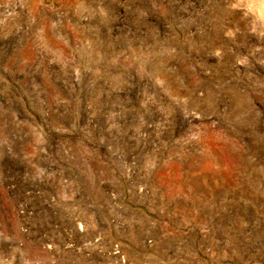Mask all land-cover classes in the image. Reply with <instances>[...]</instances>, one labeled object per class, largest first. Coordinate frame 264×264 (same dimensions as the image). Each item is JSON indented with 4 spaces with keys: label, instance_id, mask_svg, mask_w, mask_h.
<instances>
[{
    "label": "rangeland",
    "instance_id": "1",
    "mask_svg": "<svg viewBox=\"0 0 264 264\" xmlns=\"http://www.w3.org/2000/svg\"><path fill=\"white\" fill-rule=\"evenodd\" d=\"M0 264H264V0H0Z\"/></svg>",
    "mask_w": 264,
    "mask_h": 264
}]
</instances>
